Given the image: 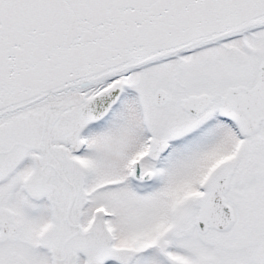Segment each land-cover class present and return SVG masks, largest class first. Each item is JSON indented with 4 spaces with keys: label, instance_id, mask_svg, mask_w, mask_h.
I'll list each match as a JSON object with an SVG mask.
<instances>
[{
    "label": "snow or ice",
    "instance_id": "6c2138e0",
    "mask_svg": "<svg viewBox=\"0 0 264 264\" xmlns=\"http://www.w3.org/2000/svg\"><path fill=\"white\" fill-rule=\"evenodd\" d=\"M0 264H264V0H0Z\"/></svg>",
    "mask_w": 264,
    "mask_h": 264
}]
</instances>
